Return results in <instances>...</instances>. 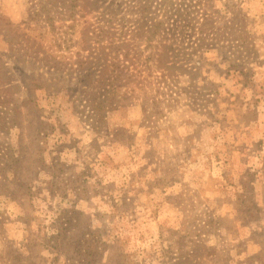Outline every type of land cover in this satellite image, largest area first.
Segmentation results:
<instances>
[{
	"label": "rangeland",
	"instance_id": "obj_1",
	"mask_svg": "<svg viewBox=\"0 0 264 264\" xmlns=\"http://www.w3.org/2000/svg\"><path fill=\"white\" fill-rule=\"evenodd\" d=\"M0 264H264V0H0Z\"/></svg>",
	"mask_w": 264,
	"mask_h": 264
},
{
	"label": "trees",
	"instance_id": "obj_2",
	"mask_svg": "<svg viewBox=\"0 0 264 264\" xmlns=\"http://www.w3.org/2000/svg\"><path fill=\"white\" fill-rule=\"evenodd\" d=\"M113 59H118V57L117 56L116 57H113ZM112 65H114V64L112 63ZM49 66L52 67L53 65H49Z\"/></svg>",
	"mask_w": 264,
	"mask_h": 264
}]
</instances>
